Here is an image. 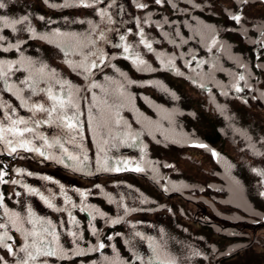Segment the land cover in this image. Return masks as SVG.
Returning a JSON list of instances; mask_svg holds the SVG:
<instances>
[{
	"label": "snow or ice",
	"instance_id": "6c2138e0",
	"mask_svg": "<svg viewBox=\"0 0 264 264\" xmlns=\"http://www.w3.org/2000/svg\"><path fill=\"white\" fill-rule=\"evenodd\" d=\"M131 2L138 11L146 13L144 17L132 18L136 25L135 33H132L131 28L126 30L128 34H134L138 37V40L134 42H129L128 35L121 31L120 26L128 23V21L122 19L126 9L118 0H63L61 4L49 3V0H43V3L52 9H92L95 16L98 17V21H71L72 23L87 24L89 27L84 33L66 32L61 31L59 28H50L47 32L41 33L32 26L31 17L28 13L18 17L0 14V54L16 53V58L14 59L0 58V90L15 96L19 100V108L26 109L31 114L27 118L19 115L16 107L0 97V150L6 151L9 156L19 155L20 152L36 153L45 160L51 159L56 163L63 164L66 168L71 167L73 171L84 175H93L94 172L89 167L90 157L88 156V150L83 145L85 120H82V117H86L89 131L93 133L94 138L104 128H108L110 131L114 125H121L122 118L120 117L119 109L131 104L133 99L128 95L126 85L137 83V81L129 80L125 73L111 63L113 59H116L117 55H120L125 60H131V63L138 71H157L158 69L149 65L143 59L141 53L137 51L140 46H143L147 52L156 55L164 70L174 72L178 77H185L186 75L176 65V60H183L184 67L192 74L190 76L192 83L205 90H208L206 84L201 81L205 78L211 80L212 77V72L206 73L203 71L205 65L211 63L213 72L226 71L215 61L217 59L216 51H227V46L217 38V30L211 25H200L192 28L194 35L198 36L207 51L212 53L211 60L198 58L197 54L191 50L187 54L180 53L178 55L164 56L163 53L157 52L153 47V44L159 43V41H153L147 37L143 25L151 19L152 13L147 11L150 4L161 8L169 7L185 15L188 14L189 8H180L177 0H131ZM184 2L190 4L192 8L198 9L202 6L201 3H195L194 0H184ZM250 2L251 0H236L238 5H246ZM260 2L264 3V0H260ZM12 3H14V0H0V11L8 9ZM225 14L236 24H241L242 14L239 7L235 11L225 10ZM38 19L47 24L56 23L55 21L47 20L44 15H40ZM65 20L67 21V18ZM166 24L170 26L177 24L174 31L176 37L180 40L179 44L176 43V40H169V43L177 48L187 43L181 35L176 21L170 22L167 17H164L162 22H156V27L163 29ZM185 26L191 28V25L187 23H185ZM5 30H10L14 35L26 32L28 39H16L13 42L8 36L3 34ZM109 33L116 35L115 41L110 38ZM163 36L167 38L169 33L165 31ZM260 37L261 39L252 41L253 44L260 45V51L256 54L257 60L260 59V55L264 54V30L260 32ZM30 40H41L53 45L62 54L63 63L76 76L82 77L85 85L83 87L75 85L70 79L64 78L55 67H52L46 61L26 55V45ZM106 45L118 49L119 52L108 53L105 50ZM73 56L77 57V59H72L71 57ZM233 59H235L237 67L244 71H228L227 74L231 77L230 84L220 85L219 82H216L217 85L222 89L230 88L236 93H242L245 90L251 91L248 78L252 74L248 69L247 63L239 57H233ZM108 67H111L124 79L123 81H115L105 75L104 80L110 82V85H114V87L105 88V85L97 82L94 77ZM255 67L264 70V63H257ZM16 72L26 74L19 80L18 84L12 81V76ZM241 82H243V85H241ZM145 83L159 86L173 99H179L174 92H170L163 85H157L153 81ZM96 89L104 93V98L101 99L97 96ZM25 91L28 92L27 96L24 95ZM228 94V91H222V95L227 96ZM260 96L264 97V91H261ZM34 97H39V99H33ZM253 98L255 99L256 97ZM144 99L147 101V97ZM82 101H87L86 113L81 108ZM247 102V99H244V103ZM93 109H97V112L94 113ZM143 119L146 124L150 125L152 123L147 117ZM123 123L126 128H131L127 121ZM44 126H55V128L59 129V132L57 135L49 137L40 132V129ZM125 135L127 139H130L135 144L140 134L128 131ZM248 139L251 141V137H248ZM259 142L264 144V137ZM103 143H107V141H103ZM189 143L192 147L211 151L212 156L217 158L218 162L222 159L219 153L208 149V146L203 143L195 141H189ZM69 144L72 145L71 150L67 146ZM249 147L254 154L264 156V152H259L254 143H250ZM97 148L96 173L121 171L145 173L146 171V168L140 162L117 160L115 164H111L107 153L100 147V143L97 144ZM101 153H104L103 156H101ZM66 160L72 163L68 164ZM165 167H170V165L166 164ZM228 167L231 168L232 166L228 165ZM15 171L18 174L24 172L23 169H15ZM152 171L155 172L156 169L153 167ZM251 171L259 177L257 181L258 196L264 199V169L254 167ZM27 175H32V173L29 172ZM6 176L7 172L4 168H0V184L9 183L4 178ZM42 178L45 180L51 179L47 176ZM11 183L18 184L20 181L12 180ZM22 186L26 189L27 194L38 196L48 208L57 212H66L67 219H61L58 225L54 224L51 220L38 216L30 205L26 207V215H23L9 209L4 203V194L0 193V250L6 251L7 255L13 258L15 264H51L53 260H68L76 256H85L89 252L101 253V264H132V261L124 260L120 257L115 245H106L102 240H98L96 244L88 248L80 246L78 241L83 239V234L78 231L80 222L71 210L76 208L77 205L64 192L63 185H61V192L64 198V207L56 206L52 198L45 196L38 189L27 185ZM96 187L100 188V185H96ZM164 191H170V189L165 187ZM76 192L82 198L79 210L87 213L89 218L88 229L94 236H98V232L92 221L96 219L97 215L105 218L106 223L115 225L120 223L124 216L130 212L138 210L130 208L121 202L118 203V207L123 208V215H118L115 219L106 217L104 212L85 203L90 190L81 191L76 189ZM15 195L20 196L21 194L16 192ZM108 199L110 203L113 202L111 196ZM140 202L146 203L147 200L146 198L141 199ZM253 215L260 218L256 221L257 223L260 220H264V216H260L259 213H253ZM66 225H71L72 227L66 228ZM11 230H15L22 237V242L15 248L13 247L15 239L10 235ZM61 230H64L71 237V248H65L59 243ZM115 235L119 236L120 233ZM134 235L141 239L144 238L139 232ZM114 238L115 236L113 235L107 237L109 242ZM106 247L112 248L115 254L114 257L103 255V250ZM153 253L156 254L155 248H153ZM195 254L199 255V253ZM134 256L136 260H140L141 264H144L143 257L135 253ZM0 264H8V260L3 255H0ZM92 264H96V262L93 261ZM147 264H177V261L174 258L160 259L156 255L155 262L153 259H149Z\"/></svg>",
	"mask_w": 264,
	"mask_h": 264
},
{
	"label": "rangeland",
	"instance_id": "374dc122",
	"mask_svg": "<svg viewBox=\"0 0 264 264\" xmlns=\"http://www.w3.org/2000/svg\"><path fill=\"white\" fill-rule=\"evenodd\" d=\"M34 2H36V0H34ZM49 2L56 3V0H49ZM125 2L127 4L128 16L132 18L136 17L131 7V0H125ZM194 2L201 3L200 0H197V2L194 0ZM177 3L180 8L186 7L190 9V4L185 3L184 0H177ZM258 3H260V0H251V2L246 5L250 7ZM201 5L204 8L213 7V11L216 14H220L223 9L224 13L221 15L225 16L228 22L232 23V20L225 14V10L231 11V8H229L231 1L221 2V0H217L215 5L211 4L209 6L204 2H202ZM237 7L242 8L243 6L238 5L235 9H237ZM22 8L24 7L19 6L15 11L19 12ZM38 9L39 14L42 15V4L39 5ZM79 9L80 10L77 8H65V10H58L45 7L44 16L47 20L56 22L51 24L53 26L52 28H59L61 31L66 32L84 33L88 30L89 26L87 24H80L79 22L72 23L71 21H79L80 19L78 16L90 20V18L94 16V12L92 9ZM150 11L151 13H158L156 7H152ZM162 11L169 13L170 16L180 13L169 7H165ZM29 12L31 16L36 13L32 11ZM139 14H142V12H139ZM145 15L146 13L144 12V16ZM65 18H67V21ZM244 20L245 17H242V21ZM161 21V17L157 15V22ZM143 26L150 40L159 41V43L153 44L156 51L163 53L164 56H169V42L158 37L159 35H157L155 27L147 24ZM134 27L135 23H128L122 31L129 36L130 34H128L126 30L131 28L133 31ZM233 27L235 28V25H233ZM39 29L41 33L47 32V23H41ZM229 31H231V34L233 33L232 29H227L225 32ZM181 35L184 37L183 34ZM187 35L190 36L189 29L187 30ZM170 37L173 39L172 36ZM27 39L28 38H23V40ZM136 40L138 39L132 38L128 41L134 42ZM238 42L243 45L242 39H239ZM199 47L202 51L201 54L205 53L204 59L211 60L212 53H206L208 52L207 48H205L202 43ZM26 48V55L36 59L47 61L48 58L53 56L55 62L60 66V74L66 78V70L64 69L67 65L63 63L62 54L59 53L53 45L41 40H30ZM228 48L230 51L224 53L223 51H221L222 53L216 51L217 59L215 61L226 71L213 72L211 63L205 65L203 68V71L206 73L212 72L211 80L205 78L202 81L206 84L208 90H203L192 83L190 79L192 74L184 67L183 60H176V65L185 72L186 75L182 78L188 81L179 79L177 81L175 80V82L174 72L169 71V73L173 74V76L169 75L167 77L174 83V86L171 87L165 83H161L160 81L162 78L160 77L154 81L156 72L146 73L148 71H138L131 63V60H125L122 57L117 58L112 64L119 68L121 72L125 73L129 80L137 81L135 84L126 85L127 93L133 99L131 104L119 109L120 117L122 118L121 125H114L110 131L108 128H104L100 130L99 135L95 138L93 133L89 131L88 124L84 125L85 130H87V140L85 137L84 140L86 141H83V145L85 148L93 150L94 155L91 156L93 162H95L94 156H96L98 152L97 144L100 143V147L104 149V152L107 151L106 153L110 163L115 164L117 160L140 162L142 166L146 168L145 172L158 182L161 180L157 172L158 170L155 172H153L152 169L147 170L148 166H162L167 164L170 165V167H175L174 173L170 175L171 177L167 179V181L172 184V191H174V193L178 196H183V199L178 197L179 199L187 200L185 201L186 203H184V207L186 208L184 217H188V220L186 221L181 215L176 216L173 214L168 219L169 223L166 225L167 235L164 237V240L171 244L172 248L178 249V251L180 250L179 252L183 253V256L179 257L185 258L188 264H192L193 260L201 259V256L195 253H202L201 251L212 252V244L216 239L218 241L217 243L221 246L216 257L221 253H230L234 249L243 247V250L247 251L237 254L236 259L238 261L235 264H264V220H260V222L257 223L256 221L260 218L253 215V213H259L260 216H264V199L258 196L257 181L259 177L251 171L252 168L258 167L255 165L249 166V163L254 161L255 158L257 159L255 162H263L259 169H264V156H255L256 154H254L249 147L250 143H254L259 152H264V144L259 142L260 139L264 137V97L260 96L261 90H245L242 93H236L230 88L222 89L217 85L216 82H219L220 85L230 84L231 77L228 76V71H244L243 69L236 70L237 64L233 57H239L242 60L245 58L246 54L239 56L236 47L231 48V43L229 41ZM105 50L110 54L119 52L110 50V47L107 45L105 46ZM172 50L174 51L173 54H177L178 49L176 47H173ZM137 51L141 53L143 59H145L149 65L158 70H163L160 60L151 59L149 56L150 53L147 52L143 46H140ZM152 54L156 56L154 53ZM7 55L6 58L12 59L11 56L16 55V53H7ZM71 58L77 59L75 56ZM186 58L188 57L186 56ZM105 75L111 77L115 81H123L124 79L111 67H108L103 72H100L99 76L94 77L97 82L105 85V88L110 86L114 87V85H110V82L104 80ZM143 78L158 82L157 85H163V87L169 89L170 92H174L179 99H173L159 86L150 89L148 86L149 84L145 83L147 80H143ZM254 78H257V76L251 75L248 80ZM17 80L18 78L14 82H17ZM81 80L82 79H79L78 76L71 78V81L78 86H80ZM241 85H243V82H241ZM197 88L199 90H196ZM260 88L264 91L263 86ZM182 90H184V92ZM220 90L221 93L222 91H228L229 94L227 96L222 95ZM95 91L99 98H104L103 92L99 89ZM186 94H188L189 103L186 101L185 104L184 95ZM191 95L196 99H192ZM145 97H147V101L144 99ZM253 97L256 98L254 99ZM156 98L161 99L157 101ZM238 98H240L243 103L244 99H247V103H242L244 107H249L247 104L252 106L257 105L259 108H262L261 111L254 113L253 110L244 108L238 103ZM192 104H195L196 108H194ZM81 108L83 111H87V101L81 102ZM190 108H192V110ZM93 112L96 113L97 109H93ZM144 117H147L152 123L150 125L146 124L143 119ZM166 118L168 119L164 122ZM124 121H127V123L131 125L130 129L124 126ZM172 126L175 130H179L180 137L178 139L171 135L174 134L171 133L173 130L171 129L173 128ZM166 129H170L168 130L169 132H167ZM128 131L140 134L135 144H133L130 139H127L125 134ZM164 131H166V133ZM58 132L59 129H57L55 135H57ZM220 132L224 134L223 139L229 138V141L235 146L234 155L230 154L232 158L230 164H224L226 165L225 167H220L217 170H214L217 166L214 169L206 166V168L211 169L208 171L207 169L199 168L198 165L194 163L196 165L195 168L192 163H187L185 161L186 150L184 148L185 145L190 144L188 142L186 143V141H204L216 136ZM248 137H251V141ZM181 140L185 142L184 148L179 144ZM103 141H107V143H103ZM220 146L223 150L232 153V148L228 143L224 142L220 144ZM128 147L134 148L135 152H129L127 155L117 154L118 152L127 150ZM110 149H114L115 151H108ZM143 162H145L146 165ZM90 164H92V160ZM228 165L232 167L229 168ZM214 166L215 165H213V167ZM162 183H165V180H163ZM118 186L119 184H112L110 189L117 191ZM135 186L138 200L141 201V199L146 198V204H154L165 200L164 197L159 195L152 184L141 182V186L138 184H135ZM165 187L166 186L163 188ZM122 194L126 195V190H124ZM92 197L93 200H97L95 199V194H92ZM188 201L195 202L196 206L200 207V209H197L196 206L193 207V203ZM175 203L177 204L178 202ZM208 205L213 206V209L208 208ZM178 207L179 206L176 208ZM198 210H204L207 214H195ZM196 217L200 221L208 223V225L203 224L207 228H201L203 225L195 221ZM210 227L212 231L208 229ZM220 227H222V229H220ZM215 228H219L221 234H224L221 235L220 241L216 237V234H213ZM236 231L242 239L245 238V241L239 242V237L234 238L233 242L229 240V238L236 237L233 235ZM199 264L204 263L200 262Z\"/></svg>",
	"mask_w": 264,
	"mask_h": 264
},
{
	"label": "flooded vegetation",
	"instance_id": "af4514ba",
	"mask_svg": "<svg viewBox=\"0 0 264 264\" xmlns=\"http://www.w3.org/2000/svg\"><path fill=\"white\" fill-rule=\"evenodd\" d=\"M62 1L63 0H56V4H61ZM118 2L125 5V0H118ZM40 4H42V15H44L45 7L51 9L43 3V0H36V2H34V0H14V3L10 4L8 9L1 11L0 14L18 17L24 13H28L30 15L29 11L36 12L32 16L30 15L31 24L38 32H40V24L43 22L38 19L40 16L38 12V7ZM19 6L24 8H22L19 12L15 11ZM6 31L9 33V36L14 38L20 36L28 37L26 32H20L14 35L10 32V30ZM113 37L110 36L112 40ZM11 95L12 94L8 92L0 90V97H2L4 101L12 104V100L7 97ZM19 115L27 118L31 114L27 112L26 109H23L21 112H19ZM45 128L46 126L42 127L40 132L44 134ZM66 163L71 164L72 162L70 161ZM89 167L92 169V165L90 163ZM0 168H4V170L7 172V176L4 178L9 181L7 184H0V193L4 194V203L9 209L26 215V207L29 197L34 196V199L36 202H38L37 215L40 217H45L51 220L54 224L58 225L61 219H67V213L57 212L51 208H48L38 196L27 194L26 189L22 185H27L29 187L38 189L45 196L52 198V201L56 206L64 207V198L61 192V185H63L64 192H66L67 195L71 197L72 202L77 205L76 208L71 210L73 215L80 222L78 231L83 234V239L79 240L78 243L82 248H88L97 243L93 234L88 229L89 218L87 217V213L81 212L79 210L81 200L78 199V193L76 192V189L84 191L87 188L88 183L92 182L93 175H84L83 173L73 171L71 167L66 168L63 164L59 163L46 165L44 158L40 157L36 153L20 152L19 155L14 154L13 156H9L7 152L3 150H0ZM15 169H23L24 172L22 174H18ZM29 172L32 173V175H27ZM102 174L104 175V173ZM119 174L120 173H111L112 176H118ZM130 175L134 176V174ZM140 175L144 176L143 174ZM44 176L50 177L51 179L45 180L42 178ZM14 179L16 181H20V183L12 184L11 181ZM16 192H19L21 195L16 196ZM164 195L169 197L168 194ZM85 203L91 206V203H88L87 201H85ZM108 207L109 204L107 198H102V202L97 209L104 212L106 217L107 214L123 215V212L113 209L109 210ZM104 222H106L105 218L101 217V223L103 224ZM124 222L125 221L123 218L122 223H119L117 227L112 228L111 231L108 229V227L101 228L100 234V240H102L106 245H115L116 250L119 252L122 259L132 261V264H141L140 260L135 259V253L144 258V264H147L149 259H153L155 262L156 255H158L160 259L174 258L178 263L186 262L185 258L179 257L183 256V253L179 252L180 250L178 251V249L172 248L171 244L165 242L163 237L164 227L161 225V222L156 220L155 224L149 227L148 219L140 218L137 220L138 226H135V228L132 230H130L131 227L126 226ZM71 227V225H66V228ZM155 230H158V232ZM110 232L114 233L117 242L110 243L108 241L107 237L110 235ZM136 232L141 233V236L144 238L141 239L140 237L135 236L134 234ZM116 233H120V235L116 236ZM10 235H12L15 239V242L13 243V247L15 248L22 242V237L15 230H11ZM59 243L65 248L72 247L71 237H69L64 230H61ZM153 248L156 249V254L153 253ZM0 255L5 256V258L8 260V264H15L13 258L8 256L6 251L0 250ZM103 255L114 257L115 254L113 253L111 247H106L103 250ZM101 260V253L89 252L85 256H76L68 260H53L51 264H92L93 261H95L96 264H101ZM222 261L225 264H235L238 260L233 255L223 259Z\"/></svg>",
	"mask_w": 264,
	"mask_h": 264
}]
</instances>
